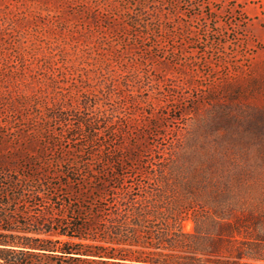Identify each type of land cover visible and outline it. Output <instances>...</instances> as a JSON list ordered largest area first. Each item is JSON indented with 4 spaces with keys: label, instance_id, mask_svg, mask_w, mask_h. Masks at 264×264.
Here are the masks:
<instances>
[{
    "label": "rangeland",
    "instance_id": "1",
    "mask_svg": "<svg viewBox=\"0 0 264 264\" xmlns=\"http://www.w3.org/2000/svg\"><path fill=\"white\" fill-rule=\"evenodd\" d=\"M9 86L36 96L16 98L22 119L0 94V142L18 145L21 131L47 146V195L86 175L61 174L58 159L76 149L94 177L106 159L139 156L123 171L135 194L168 183L172 198H192L176 185L203 170L208 196L226 186L237 214L264 210V0H0ZM33 169H17L28 185ZM25 197L31 215L52 206Z\"/></svg>",
    "mask_w": 264,
    "mask_h": 264
},
{
    "label": "trees",
    "instance_id": "2",
    "mask_svg": "<svg viewBox=\"0 0 264 264\" xmlns=\"http://www.w3.org/2000/svg\"><path fill=\"white\" fill-rule=\"evenodd\" d=\"M0 94L2 110L22 119L30 117L16 98L34 97V92L9 86ZM25 105L29 104L25 101ZM81 125L86 127L84 122ZM18 133V145L0 142V264H264V210L237 214L232 189L226 186L214 187L223 195L208 196L207 184L199 177L203 170H191L185 175L187 181L181 178L176 185L192 198H172L168 183L135 194L132 187H125L123 171L125 161L137 162L139 156L128 153L115 161L106 159L108 170L94 177L89 161L79 159L81 150L75 149L58 159L61 174L79 169L86 175L47 195L48 186L42 181L49 174L39 166L50 163L47 146L37 137ZM141 149L146 148L141 144L126 148ZM27 164L34 167L28 178L35 185L18 176L17 169ZM25 196L47 197L52 206L31 215L24 207ZM68 196L72 199L65 206ZM188 218L193 229L185 232L182 223Z\"/></svg>",
    "mask_w": 264,
    "mask_h": 264
}]
</instances>
